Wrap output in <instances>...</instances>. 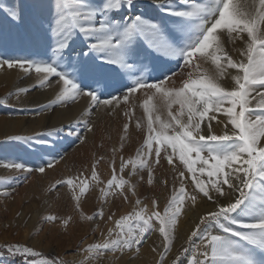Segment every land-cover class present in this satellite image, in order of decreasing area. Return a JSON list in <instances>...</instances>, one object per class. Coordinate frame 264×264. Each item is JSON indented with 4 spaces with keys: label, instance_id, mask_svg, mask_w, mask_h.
Masks as SVG:
<instances>
[{
    "label": "snow or ice",
    "instance_id": "obj_1",
    "mask_svg": "<svg viewBox=\"0 0 264 264\" xmlns=\"http://www.w3.org/2000/svg\"><path fill=\"white\" fill-rule=\"evenodd\" d=\"M0 13L44 49L39 58L0 57V69L34 81L0 99V106L38 89L51 90L52 98L19 111L42 115L86 101L67 125L41 132L39 144L69 137L85 144L95 131L90 117L100 109L125 118L110 159L93 154L88 167L43 189L57 196L66 190L79 220L94 224L90 231L100 238L81 237L73 261L22 242L0 245V259L118 264L127 258L131 264L151 241L152 264H264V0H148L143 7L140 0H36L30 10L20 5ZM138 107L142 118L135 117ZM133 124L143 139L125 156ZM37 158L35 167L4 160L0 168L27 173V182L65 157L46 147ZM102 164L111 172L106 180ZM17 180L3 182L0 196L14 192ZM143 184L169 192L162 210L155 196L140 198ZM96 192L99 208L87 214L83 204ZM110 198L113 205L116 199L131 203V210L117 215L108 207L106 214ZM189 208L201 211L180 238L178 225ZM41 220L59 222L65 232L74 223L71 213Z\"/></svg>",
    "mask_w": 264,
    "mask_h": 264
},
{
    "label": "rangeland",
    "instance_id": "obj_2",
    "mask_svg": "<svg viewBox=\"0 0 264 264\" xmlns=\"http://www.w3.org/2000/svg\"><path fill=\"white\" fill-rule=\"evenodd\" d=\"M14 1L0 0V9L14 7L13 3H16ZM147 2L148 0H140L141 7ZM17 3H20V5L30 10L36 3V0H18ZM23 33V27H13L9 24L3 13H0V57H19L23 59L35 56L39 58L37 54H43L44 49L25 39ZM229 47L231 46L229 45ZM15 71L16 74L12 76H9L8 73L1 75L0 99L9 96L10 93H14L18 87L30 86L34 83L33 80L23 78L18 70ZM177 84H179V80H177ZM52 96L53 92L48 89H38L32 91L27 96L22 95L19 102H17L15 96H12L11 99H8L7 106H0V122L6 118L17 125L21 121L27 122L29 127H31L33 126L31 122L37 115L32 111L26 113L21 112L19 109L22 107L35 109L38 105L47 102ZM63 111L64 109L58 108L55 112L42 114L41 120L44 124L42 129L37 133L40 134L41 132L47 131L49 129L47 128L48 125H50V127L67 125L79 115L80 109H78V111L73 110L74 114L72 113V116L69 114L66 118V123L60 124ZM135 117H143L141 108L138 107L136 109ZM90 119L93 122L95 131L94 133L88 134L87 142L83 145L79 144V142L71 143L74 139L72 137L61 139L57 141L55 145H41L38 143L39 135L34 132L23 134V137H32L31 140L25 139L17 141L9 138L5 139V136L0 137V142H2L0 143V159L4 156V160L18 161L24 163L28 167H35L41 163L37 158V154L46 147L49 148L53 155L58 153L65 157L64 160L60 161L55 170L48 171L46 176L35 173L30 176L27 182H24V177L27 175L25 172L6 169L3 173H0V191H3V182L18 178L14 184L15 191L7 198L0 196V245L15 242L30 243L34 244L38 250L54 255H61L68 261H71L70 255L75 253L76 245L81 237H85L87 241L100 238L99 231L96 232L95 236H93V233L90 231L92 227H95L94 224L88 225L79 220L78 213L74 212L70 207L71 201L69 200L68 194H66V190L61 189L58 196L56 193L46 195L43 192V189L48 186L50 181H54L55 178L71 175L74 174L78 168L88 167L93 158V154L104 155L106 159H110L111 147L119 146V138L122 135V124L125 122V118L122 114L110 116L107 114L106 110L100 109L93 112ZM129 132L130 135L126 142L125 156L133 154L136 147L143 139L142 134L135 129L134 124L130 127ZM219 132L220 129L218 128L217 133ZM18 133H20L18 130L13 129L8 134L10 137H14L17 136ZM119 162L118 154L116 158L117 168L119 167ZM98 171L102 173L105 180L110 178L111 172L107 165L102 164ZM165 172L166 168L160 169L157 171L156 175L163 178ZM125 178H127V173H125ZM138 195L141 199H143L144 196H148L149 198L155 196L162 210L169 192L166 191L161 184H157L155 188L143 184L141 185V192L138 193ZM96 196H98V192L93 193L92 196L88 198L91 199L93 197V205H85L86 202L89 201L88 199L83 204V211L85 213L92 214L99 208V203L95 199ZM45 200H48V204H44ZM146 203L149 205V208H151L150 199L146 201ZM107 207H111L112 211L116 212L117 215L125 214L132 208L123 211L120 210V207L116 209L111 203V198L110 204ZM192 210L191 208L188 209L187 215L182 218L178 225L179 233L181 231L186 232L184 228H186V221L190 217ZM35 211L37 212L35 223L32 227H25L24 221ZM68 213L73 215L74 223L70 225L67 232L59 226V222L44 223L41 220V217L45 214L63 216ZM17 214L20 215L18 216ZM29 233H34V235L30 237ZM0 260H8L10 263L13 262L12 264H20L18 258L4 256L3 259Z\"/></svg>",
    "mask_w": 264,
    "mask_h": 264
},
{
    "label": "bare ground",
    "instance_id": "obj_3",
    "mask_svg": "<svg viewBox=\"0 0 264 264\" xmlns=\"http://www.w3.org/2000/svg\"><path fill=\"white\" fill-rule=\"evenodd\" d=\"M10 1H14V0H10ZM17 1L18 0L14 1L16 3H13L14 7L20 6V3H17ZM15 72H16L15 70L0 69V77L4 73H8L9 76H12L13 74H16ZM85 103H86L85 100H81L79 102V104L76 105V106H73L72 109L71 108H70V110L64 109V111L62 112L63 116H62V119H61L62 121L60 122V124L66 123V121H67L66 118L69 116V114H71V116H72L74 114L73 112L75 110L78 111V109L83 108ZM61 111H60V113H61ZM31 123H33V126H31V127H29L28 123L24 122V121L19 122V124L17 125L13 121H9L8 119L4 118V120L2 122H0V137L1 136H5V139H8L10 137V135L8 133L11 130H13V129L18 130V132H20V133H18L17 136H23V134H27V132L37 133L38 131H40L42 129V126L44 124V122H42V120H41V115H37V117H35V119ZM47 128H50V125H48ZM216 130L218 131V128ZM0 143H2V142H0ZM3 158H5V157L3 156ZM3 158H1L0 161H4ZM4 170H6V169L0 168V173L1 172L3 173ZM137 191H138V193L141 192V186L138 187ZM131 199L134 200V198H131ZM88 200L89 201H87L85 205L86 206L93 205V201H94L93 197L91 199H88ZM113 206L116 207V209H118L120 207V210L123 211V210L130 209L132 207V204L131 203L125 204L120 199H116L115 200V204ZM107 210H108V207L106 206L105 207L106 213H107ZM200 211H201L200 209H193L191 211V215L188 218V220L186 221L187 222L186 228H184V229H186V232L189 230V228L191 227L192 221L199 215ZM36 214H37L36 211L33 212L31 214V216L27 219V221H28V225L27 226L28 227H32L33 224L35 223V220H36V217H37ZM21 215H22V213H21ZM19 221H20V218H19ZM186 232L185 231H181L179 233L180 238H183V236H184V234ZM150 245H151V241H149V244H147V245H145L143 247L142 256L139 259L133 260L131 262V264H152L153 254L150 252ZM70 257H71V261L77 259L75 253H72L70 255ZM0 264H10V263L9 262H1L0 261ZM118 264H127V258H124V260L119 261Z\"/></svg>",
    "mask_w": 264,
    "mask_h": 264
},
{
    "label": "crops",
    "instance_id": "obj_4",
    "mask_svg": "<svg viewBox=\"0 0 264 264\" xmlns=\"http://www.w3.org/2000/svg\"><path fill=\"white\" fill-rule=\"evenodd\" d=\"M1 262H9L10 263V261H8V260H5V261H3V260H0ZM13 262H11L10 264H12Z\"/></svg>",
    "mask_w": 264,
    "mask_h": 264
}]
</instances>
